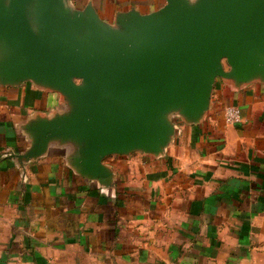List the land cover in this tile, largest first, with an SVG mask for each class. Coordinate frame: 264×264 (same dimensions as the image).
Returning a JSON list of instances; mask_svg holds the SVG:
<instances>
[{"label": "crops", "instance_id": "obj_1", "mask_svg": "<svg viewBox=\"0 0 264 264\" xmlns=\"http://www.w3.org/2000/svg\"><path fill=\"white\" fill-rule=\"evenodd\" d=\"M92 2L102 19L165 0ZM114 8L113 17L102 11ZM230 106L243 122L226 123ZM66 108L28 81L0 84V264H264V83L218 79L199 124L176 119L166 152L109 156L111 187L80 176L73 147L21 161L27 128Z\"/></svg>", "mask_w": 264, "mask_h": 264}, {"label": "water", "instance_id": "obj_2", "mask_svg": "<svg viewBox=\"0 0 264 264\" xmlns=\"http://www.w3.org/2000/svg\"><path fill=\"white\" fill-rule=\"evenodd\" d=\"M113 23L94 4L71 0H0V84L31 81L60 93L53 117L27 128L35 160L71 146L82 177L111 187L109 156H162L176 119L199 124L218 79L264 83V0H165Z\"/></svg>", "mask_w": 264, "mask_h": 264}, {"label": "built area", "instance_id": "obj_3", "mask_svg": "<svg viewBox=\"0 0 264 264\" xmlns=\"http://www.w3.org/2000/svg\"><path fill=\"white\" fill-rule=\"evenodd\" d=\"M226 123L229 125H239L243 122L241 110L236 106H230L225 112Z\"/></svg>", "mask_w": 264, "mask_h": 264}, {"label": "rangeland", "instance_id": "obj_4", "mask_svg": "<svg viewBox=\"0 0 264 264\" xmlns=\"http://www.w3.org/2000/svg\"><path fill=\"white\" fill-rule=\"evenodd\" d=\"M115 9L114 8H112V9H107V11L108 12H104V11H102V14H103V16H105V17H107V18H112L113 17V11H114Z\"/></svg>", "mask_w": 264, "mask_h": 264}]
</instances>
